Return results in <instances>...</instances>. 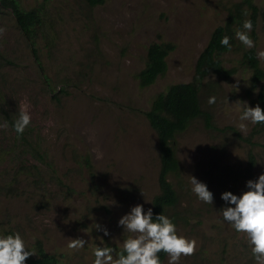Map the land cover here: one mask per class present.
Masks as SVG:
<instances>
[{"label": "rangeland", "instance_id": "374dc122", "mask_svg": "<svg viewBox=\"0 0 264 264\" xmlns=\"http://www.w3.org/2000/svg\"><path fill=\"white\" fill-rule=\"evenodd\" d=\"M20 1L39 8L42 22L36 57L0 0V125L7 124L0 127V236L19 232L34 255L42 241L56 264H94L96 247L118 253L131 235L119 219L137 204L147 212L159 192L158 136L145 110L171 83L192 80L212 31L241 0ZM237 30L243 26L233 33L232 48L219 55L235 72L204 80L214 86L204 87L203 106L218 128L196 120L177 136L181 175L170 176L180 192L176 229L197 242L195 254L181 255L178 264H256L247 234L222 215L224 207H235L222 193L240 196L249 180L264 174V131L253 135L250 121L243 122L246 131L239 129L237 101L258 103ZM249 35L257 52L264 51V22ZM152 42L175 47L166 73L141 87L137 75ZM213 96L216 102L209 104ZM21 110L31 116L24 140L13 127ZM227 126L240 136L223 130ZM190 176L207 185L213 204L193 193ZM76 238L87 243L69 249ZM169 259L167 254L165 264Z\"/></svg>", "mask_w": 264, "mask_h": 264}, {"label": "trees", "instance_id": "16d2710c", "mask_svg": "<svg viewBox=\"0 0 264 264\" xmlns=\"http://www.w3.org/2000/svg\"><path fill=\"white\" fill-rule=\"evenodd\" d=\"M104 0H89L92 5L102 3ZM2 4L13 11L15 19L31 44L36 57L39 56L37 44L38 26L42 22V14L37 7L26 8L20 0H1ZM247 19L252 21V32H256L258 21L264 22V0L262 6L256 0H241L231 6L224 23L218 24L211 33V36L201 50L195 65L192 80L174 82L155 95L149 109L145 110L150 124L157 132L158 147L160 155V169L158 175L159 192L152 200L153 218L159 214L168 216L176 225L180 222L173 209L180 202V192L170 176L181 175V161L177 154V136L185 131L194 121L203 120L208 129L218 128L213 120V113L203 106L202 92L204 87L213 89V84L204 81L211 75H217L228 79L236 70L234 66L223 64L219 55L232 48L234 43L233 33L236 28H242L243 22ZM230 38L231 47L223 46L220 41L223 36ZM171 42H152L147 48V60L138 72L139 84L147 87L168 69L167 57L174 49ZM256 47L246 48L243 51L241 63L251 71V85L256 89V101L264 110V67L257 56ZM258 90V91H257ZM16 119H13L15 122ZM233 130L239 134L233 126H227L223 130ZM264 131V123H256L252 134ZM240 136V134H239ZM24 140L25 136L21 135ZM253 157V155H251ZM86 162H90L86 156ZM254 165V160H250ZM123 248H120L122 251ZM119 251V252H120ZM161 264H165L167 253H158ZM58 258L54 253L48 252L42 241L37 243V254L31 255L25 264H56Z\"/></svg>", "mask_w": 264, "mask_h": 264}, {"label": "clouds", "instance_id": "9594fccd", "mask_svg": "<svg viewBox=\"0 0 264 264\" xmlns=\"http://www.w3.org/2000/svg\"><path fill=\"white\" fill-rule=\"evenodd\" d=\"M252 21L247 19L243 22L244 31L237 30L235 35L247 48L255 47L249 33L252 31ZM5 29L0 28V35ZM220 43L223 46L231 47L230 38L225 35ZM258 58L264 59V51L257 53ZM258 91V90H257ZM216 98L209 97L208 103L214 104ZM242 109L239 117L241 123L239 129L246 131L247 125L244 121L253 124L264 123V110L259 104L255 107L248 106L247 102L237 101ZM31 123V116L28 111L21 110L19 117L14 122V130L22 135ZM7 128V124L0 125ZM192 191L197 197L207 204H213V193L207 185L190 176ZM248 191L240 196L230 191L222 193L221 198L235 207H224L222 215L225 221L231 224L237 232L246 233L252 245V253L256 264H264V174L258 179L247 182ZM125 233L131 234L123 241V249L120 252L112 247H96L94 250V264H161L158 253L165 252L169 256L168 264H178L181 255H194L197 250L195 239H188L177 233L176 225L164 214L153 218L151 208L144 211L143 205L137 204L131 211L123 215L119 221ZM95 228L103 230L108 235V230L101 225L95 224ZM87 242L84 239H71L67 247L72 250L82 249ZM115 253V256H114ZM35 253L29 250L19 232L0 236V264H25V261Z\"/></svg>", "mask_w": 264, "mask_h": 264}]
</instances>
